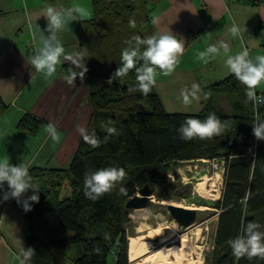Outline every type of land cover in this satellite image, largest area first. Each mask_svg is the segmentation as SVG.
<instances>
[{"label": "trees", "instance_id": "obj_1", "mask_svg": "<svg viewBox=\"0 0 264 264\" xmlns=\"http://www.w3.org/2000/svg\"><path fill=\"white\" fill-rule=\"evenodd\" d=\"M150 1L91 0V17L78 22L77 48L83 53L88 69L83 79L89 85L90 115L84 129L88 135L94 133L99 145L94 147L80 137L67 167L29 166L31 180L37 183L21 199H27L34 191L39 194L38 202L28 201L30 211L25 212L16 199L4 201L0 191V208L11 202L27 222L35 220L46 226L49 214L57 216L60 230H47L46 236H40L30 227L26 229L22 253L26 264H51L53 248L69 246L79 252L73 257L75 264H130L127 256L130 218L126 201L143 185L152 187L154 178L165 176L171 163L197 158L225 161L223 187L214 202L219 214L213 246L204 264H264L258 257H242L237 262L228 244L229 240L244 235L247 223L264 225V141L252 134L254 117L264 116V104L254 106L249 102L245 86L231 73L203 89L210 96L231 93V113L210 100L197 112H168L154 90L147 95L129 90L130 84L138 86L135 68L126 77L111 79L121 67V52L128 46L126 41L135 35L147 38L155 34ZM133 19L136 27L130 28L129 20ZM144 47L141 46V52ZM142 64L138 59L136 67ZM71 70H76L75 66L67 62L61 65L59 73L65 77ZM256 93L264 96V86ZM140 103L150 109L138 110ZM7 109L8 104L0 96V117ZM211 113L225 125L220 136L182 139L179 129L187 118L204 120ZM43 123L42 118L26 112L16 128L34 134ZM108 128H114L115 132L109 133ZM108 167L123 168L125 178L101 197L89 199L84 194L85 176ZM65 185L69 193L62 194ZM246 195L245 207L241 200ZM29 250L31 255L26 257L24 254Z\"/></svg>", "mask_w": 264, "mask_h": 264}, {"label": "crops", "instance_id": "obj_2", "mask_svg": "<svg viewBox=\"0 0 264 264\" xmlns=\"http://www.w3.org/2000/svg\"><path fill=\"white\" fill-rule=\"evenodd\" d=\"M49 5L57 10L83 9L82 13L76 12V19L58 34L65 55L79 59L76 56L79 53L77 26L79 20L92 12L91 0L86 1L88 7L78 0H0V96L8 104L7 111L0 117V157H8L15 165L65 168L81 137L77 129L85 128L89 119V85L79 77L72 85L66 82L59 69L71 61L63 56L56 74L50 78L36 73L31 65V57L39 46L33 40L35 25L46 38L51 35L46 17ZM150 15L155 34L171 31L184 46L171 74L161 72V76L164 80L185 82L186 88L198 84L202 97L205 86L230 74L225 63L227 55L238 53L242 45L249 49L252 59L264 55V6L237 0H151ZM233 21L242 27L245 25L242 38L231 36L229 28ZM259 23L262 25L256 28ZM218 41L229 43L230 53L225 54L221 49L207 62L198 58L199 52L209 45L219 47ZM26 112L46 122L42 143L34 134L16 128L17 121ZM49 123L57 127L58 142L52 141L45 131ZM46 142L49 147L43 151ZM29 227L40 236L47 234L45 226L35 220L27 222L11 202L0 208V264H26L22 253L25 231Z\"/></svg>", "mask_w": 264, "mask_h": 264}, {"label": "clouds", "instance_id": "obj_3", "mask_svg": "<svg viewBox=\"0 0 264 264\" xmlns=\"http://www.w3.org/2000/svg\"><path fill=\"white\" fill-rule=\"evenodd\" d=\"M83 12L80 8H66L57 10L49 5L46 8V17L48 20V29L51 35L47 38L40 32L39 27L35 25L33 31V40L36 46L34 55L31 57V65L36 73L44 77H52L57 72V65L62 63L61 57L73 63L76 70H71L64 79L69 85L74 84V80L79 77L83 80L88 71L86 63L83 61V53H77L79 59H74L71 55H65V49L59 39V33L68 28L71 21L76 19L75 13ZM129 27L135 28V20H129ZM246 31L245 25L242 27L235 21L232 22L229 32L233 38L241 37ZM216 44L209 45L204 51L199 52L198 58L207 62L212 56L218 54L222 49L225 54L230 53V45L224 41H218ZM128 45L121 52V67L117 68L111 79L114 77H126L130 70L135 68L136 79L139 89L147 95L156 82L157 69L164 75H169L177 65V56L184 51L183 43L171 31L167 33H156L147 38H141L139 35L133 36L126 41ZM145 46L141 52V46ZM139 60L143 61L140 67H136ZM228 71L233 74L246 88V97L254 106L264 104V96L256 93V88L264 85V55H258L255 59L249 57V49L242 45V50L236 54L227 55L225 61ZM200 86L196 83L191 85V90H185L181 93L183 102L188 105L194 100H198L197 93ZM255 123L252 125V134L257 140L264 141V116L256 114ZM225 129V125L215 113H211L206 119L187 118L181 125L179 131L184 140L193 138L210 139L220 136ZM52 141L58 142L60 136L55 124L49 123L45 129ZM77 131L83 140L96 147L99 142L94 133L88 135L84 127H78ZM109 133H114V128H108ZM123 168L108 167L94 171L86 175L84 179L85 196L89 199H97L104 193L111 191L119 182L125 178ZM29 168L25 164L12 165L8 157H0V191H3L2 199L7 201L10 198L16 199L22 203L24 211H30L31 205L28 201L38 202L39 194L34 191L27 199L22 200V196L29 188H32ZM5 184L7 191H4ZM123 191V189H121ZM137 193V192H136ZM94 194V195H93ZM246 195L241 203H247ZM264 225L258 222L247 223L244 229V235L233 240L228 244L232 250L235 260L238 262L242 257L251 259L258 257L264 260V231L260 229ZM26 257L31 255L29 250L24 254Z\"/></svg>", "mask_w": 264, "mask_h": 264}, {"label": "rangeland", "instance_id": "obj_4", "mask_svg": "<svg viewBox=\"0 0 264 264\" xmlns=\"http://www.w3.org/2000/svg\"><path fill=\"white\" fill-rule=\"evenodd\" d=\"M78 1L82 5L85 3L84 6H87L86 1L90 2V0ZM87 9L88 8H86V10ZM91 15L92 12L87 18H90ZM186 86L187 83L185 82L168 81V79L164 80L161 76V71L157 69L156 82L152 86L151 90H154L157 94H159L163 106L168 112H197L201 110L205 103L209 100L212 102V104L222 107L227 113L232 112L230 104V98H232V94L226 92H219L218 95L214 94L212 96L204 95V97L200 96V93L198 92L197 95L199 99L194 100L191 104L186 105L183 102L181 95V93L186 89L191 90V88H186ZM263 86L264 85L258 86L256 90H260ZM119 90L120 89L118 88V92ZM129 90L141 91L137 84H130ZM149 109L150 108L145 104H138V110ZM45 123L46 122H44L38 131L34 133V136L40 139V143H42L44 140L43 126ZM48 142L43 144V151L49 147ZM250 152H253V147H251ZM26 155L27 153L23 156L26 157ZM224 168L225 161L218 158H197L171 163V168L166 173V175L155 177L154 185L152 187L149 186L153 189V193L150 197L154 198L149 199L147 206L143 208L128 209L130 218V226L127 233L128 237L143 236V240L151 241V250L161 243V241H158V237H153L150 239L147 237V235L156 229L158 225L162 226L176 222L171 218L169 210L167 209V205L161 203V201L164 199L195 207L207 206V208L204 210H196L195 226L200 229L197 239L190 238V236H192V230L189 232L184 231L185 229L182 228L178 223L177 229L175 231H170V236L174 238H178V235L182 232H187L184 233L178 242H176L180 246H183L188 238L190 239V247L184 249L185 260H183L181 264H189L192 262L193 264H204L205 258L210 254L213 246L218 211V209L214 207V202L219 199L221 194L223 187ZM202 183L214 189L211 195H205L201 192ZM66 193H69V190L67 191L65 187H63L62 194ZM46 223L47 224L45 227L48 232L49 230H60L56 214H49L46 218ZM168 231L169 229L162 228V231L158 236L164 235L165 233H168ZM64 234H70V231H64ZM167 241L168 242H166V244L171 242L169 240ZM79 248L81 249V246H79ZM66 254H69V256H66ZM78 254L79 252L76 251L74 246L53 248L51 264H75L73 262V257L77 256ZM135 263L144 264L140 260L135 261Z\"/></svg>", "mask_w": 264, "mask_h": 264}, {"label": "bare ground", "instance_id": "obj_5", "mask_svg": "<svg viewBox=\"0 0 264 264\" xmlns=\"http://www.w3.org/2000/svg\"><path fill=\"white\" fill-rule=\"evenodd\" d=\"M208 179V178H206ZM201 192L205 195H211L212 191H214L213 188L206 186L204 183L201 184ZM216 196V195H215ZM153 199L152 197H150ZM161 203L165 205H175V206H181L189 209H202L204 210L207 208V206H190V205H183L179 202L164 199L161 201ZM177 222H172L167 225H158L156 229H154L151 233L147 235L148 238L158 237V241H161V243L154 247L152 250L150 249L151 241L149 240H143V236L138 237H128V243H127V256L129 259L130 264H137L135 261L140 260L144 264H181V262L184 259V249L189 248V238L185 241L183 246H180L176 242L184 235V233L189 232L192 230V236L190 238L197 239L199 236L200 229L197 228V226L192 225L187 228H185L184 231L178 235V238H174L170 236V231H175L177 229ZM162 228L169 229L168 233H165L164 235H159V233L162 231ZM184 238V237H183ZM185 239V238H184ZM167 240L171 241L168 242ZM142 257V258H141ZM187 258V257H186ZM191 260V259H190ZM191 262V261H189ZM189 264H193L189 263Z\"/></svg>", "mask_w": 264, "mask_h": 264}, {"label": "water", "instance_id": "obj_6", "mask_svg": "<svg viewBox=\"0 0 264 264\" xmlns=\"http://www.w3.org/2000/svg\"><path fill=\"white\" fill-rule=\"evenodd\" d=\"M152 193V188H150L147 184L143 185L138 189L135 195L126 201V208L136 209L146 207ZM167 209L169 210L171 218L174 219L182 228L185 229L189 226L195 225L197 209H189L175 205H167ZM218 214L219 211H217V215Z\"/></svg>", "mask_w": 264, "mask_h": 264}, {"label": "built area", "instance_id": "obj_7", "mask_svg": "<svg viewBox=\"0 0 264 264\" xmlns=\"http://www.w3.org/2000/svg\"><path fill=\"white\" fill-rule=\"evenodd\" d=\"M238 2L241 3H251L254 4L256 6H264V0H237ZM263 52H264V47L262 48ZM163 74V72H162Z\"/></svg>", "mask_w": 264, "mask_h": 264}]
</instances>
